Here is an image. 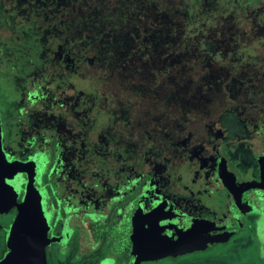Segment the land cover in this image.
<instances>
[{
    "label": "flooded vegetation",
    "instance_id": "af4514ba",
    "mask_svg": "<svg viewBox=\"0 0 264 264\" xmlns=\"http://www.w3.org/2000/svg\"><path fill=\"white\" fill-rule=\"evenodd\" d=\"M70 63H77L78 82H73L72 77L69 85L60 87L48 81L51 88L43 85L34 91V97L30 94L32 107L26 108L29 113L20 114L18 110L21 118L13 123L10 132L5 129L0 110L1 153L10 163H29L34 172V187L45 212L41 224L49 238L48 264L203 261L223 258L230 247L235 250L237 243L252 239V235L261 239L264 95L249 109L255 115L238 114L232 111L235 108H228L230 113L221 116L217 109L213 113H197L203 121L194 123L198 127L192 139L203 137L205 143H210L206 150L212 159L200 164L193 156L184 164L173 160L175 155L168 152L171 156L156 159L164 160L167 168L163 182H159L152 168L155 160L143 162L140 167L128 165V132L121 140L125 143V160L122 159V150L117 148L116 132L120 125L116 123L115 111L107 114L83 99L85 89L79 82L84 61ZM229 114L245 125L240 121L239 128L223 125L221 117L228 119ZM213 116L216 118H210ZM246 116H253V120ZM208 120L211 124L204 123ZM245 152L252 158L248 165L243 162ZM174 167L178 173L184 171L177 184H172ZM206 174L210 181L205 180ZM233 178L238 187L229 189L226 182L231 184ZM29 181L25 171L12 179L0 177L1 187L17 193L19 202L27 194ZM136 209L142 215L156 212L163 235L172 242H182V250L146 260L128 244L119 245L113 232L123 227ZM17 214V208L0 213V263L7 251L6 230Z\"/></svg>",
    "mask_w": 264,
    "mask_h": 264
},
{
    "label": "rangeland",
    "instance_id": "374dc122",
    "mask_svg": "<svg viewBox=\"0 0 264 264\" xmlns=\"http://www.w3.org/2000/svg\"><path fill=\"white\" fill-rule=\"evenodd\" d=\"M111 1L114 4L106 19L119 25L109 31L107 41L120 44L108 48L122 51L119 54L123 57L105 60L106 66H82L79 83L88 91L87 95L84 90L82 97L97 110L107 114L115 111L120 125L117 148L122 150V159L125 143L121 140L128 132V165L140 167L155 160V179L163 182L167 168L164 160L156 161L159 156L172 152L173 160L184 164L193 156L200 164L212 159L206 150L211 144L203 137L192 139L198 127L194 123L203 121L197 113L217 109L221 116L230 113L228 108H235L232 111L238 114L255 115L249 109L264 95V0H59L51 8L82 17L83 10L88 11L87 16L95 10L101 12ZM137 35L141 36L140 45L135 41ZM185 48L191 51V58L186 52L183 61L181 51ZM127 51L132 53L129 60L124 56ZM47 82L42 84L51 88ZM18 106L14 97L10 102H0L1 117L9 132L21 118ZM246 118L253 120V116ZM221 121L234 128H239L238 121L245 125L230 114ZM243 162L252 163L250 153L245 152ZM183 172L175 168L172 184L180 182ZM208 177L206 174L205 180L210 181ZM251 237L237 243L235 250L230 247L223 258L176 264H264V235L262 240Z\"/></svg>",
    "mask_w": 264,
    "mask_h": 264
},
{
    "label": "trees",
    "instance_id": "16d2710c",
    "mask_svg": "<svg viewBox=\"0 0 264 264\" xmlns=\"http://www.w3.org/2000/svg\"><path fill=\"white\" fill-rule=\"evenodd\" d=\"M57 2L0 0V102L16 98L20 114L29 113L26 108L32 107L30 94L43 86L42 81L60 87L69 85L72 77L73 82H78L77 63L72 64L71 60L82 59L85 67H96L106 66L105 60L123 57L119 54L122 51L108 48L120 44L117 40L107 41L111 36L109 31L119 25L106 19L114 4L112 1L101 12L95 10L87 16L88 11L83 10L82 17L58 13L51 8ZM137 36L139 40L135 41L140 45L141 36ZM187 48L181 51L182 60L186 52L187 58H191ZM109 51H112L110 56ZM131 54L127 51L124 56L129 60Z\"/></svg>",
    "mask_w": 264,
    "mask_h": 264
},
{
    "label": "water",
    "instance_id": "95a60500",
    "mask_svg": "<svg viewBox=\"0 0 264 264\" xmlns=\"http://www.w3.org/2000/svg\"><path fill=\"white\" fill-rule=\"evenodd\" d=\"M24 171L29 175L30 181L27 194L21 202L18 201L17 193L8 192L0 185V213L18 209L11 227L6 230L7 251L0 264H48L46 248L49 238L41 224L45 212L41 197L34 187V172L29 163H10L0 151V177L12 179ZM226 185L229 189L238 187L235 178L231 184L226 182ZM113 235L119 245L128 244V247L134 252H140L146 260L161 258L183 248L182 242H172L163 235L156 212L142 215L138 209L134 210L128 216L126 224L115 229Z\"/></svg>",
    "mask_w": 264,
    "mask_h": 264
}]
</instances>
